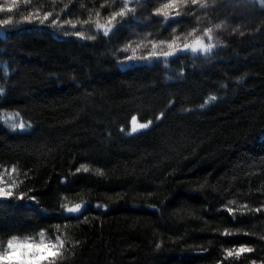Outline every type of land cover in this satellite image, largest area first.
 <instances>
[{
    "label": "trees",
    "instance_id": "trees-1",
    "mask_svg": "<svg viewBox=\"0 0 264 264\" xmlns=\"http://www.w3.org/2000/svg\"><path fill=\"white\" fill-rule=\"evenodd\" d=\"M165 1L0 0V249L43 237L59 246L39 264H264V5L198 54L120 65L133 32L166 36Z\"/></svg>",
    "mask_w": 264,
    "mask_h": 264
},
{
    "label": "rangeland",
    "instance_id": "rangeland-1",
    "mask_svg": "<svg viewBox=\"0 0 264 264\" xmlns=\"http://www.w3.org/2000/svg\"><path fill=\"white\" fill-rule=\"evenodd\" d=\"M137 1L138 4L139 0ZM201 1L196 3L201 8L194 14H184L179 9L180 0L165 1L155 15L163 23L162 25L169 29L166 36L153 38L151 41L142 32L140 34L139 31L133 32L129 36L139 39L121 47L116 52L120 65L125 67L136 63H146L176 54H198L215 45L219 38L229 30H240V22L235 21V18L247 17L244 14L251 9L254 1H257L259 5H264V0H209L205 3V0ZM122 11H125L123 13L127 15L131 14L127 7ZM189 21H191L190 24H186ZM180 22L183 26L179 31ZM2 121L10 130H23L27 127L26 123L12 114L5 115ZM144 126L132 120L129 131L134 132ZM5 191L7 192L6 183L0 180V199L6 197ZM58 246V243L48 242L43 237L35 241L13 238L0 249V264H39L53 256Z\"/></svg>",
    "mask_w": 264,
    "mask_h": 264
}]
</instances>
